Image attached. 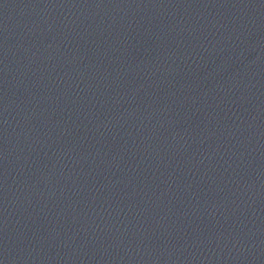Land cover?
Segmentation results:
<instances>
[{
  "label": "water",
  "instance_id": "obj_1",
  "mask_svg": "<svg viewBox=\"0 0 264 264\" xmlns=\"http://www.w3.org/2000/svg\"><path fill=\"white\" fill-rule=\"evenodd\" d=\"M264 205V0H0V264H202Z\"/></svg>",
  "mask_w": 264,
  "mask_h": 264
}]
</instances>
